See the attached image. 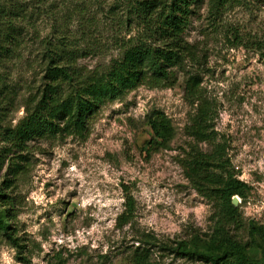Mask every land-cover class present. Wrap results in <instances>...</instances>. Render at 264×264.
<instances>
[{
  "label": "rangeland",
  "instance_id": "obj_1",
  "mask_svg": "<svg viewBox=\"0 0 264 264\" xmlns=\"http://www.w3.org/2000/svg\"><path fill=\"white\" fill-rule=\"evenodd\" d=\"M45 1L53 5L59 29L67 33L65 25L70 26L78 64L87 70H107L135 36L117 26L115 15L107 16L115 0ZM211 1L195 7L185 39L197 61L184 65L174 87L142 86L106 105L84 139L47 136L9 152L0 192L13 197L10 233L16 240L2 233L0 264H132L142 233L197 250L213 233L215 207L193 189L183 168L190 147L197 145L185 132L196 112L184 92L191 75L202 79L217 141L234 174L250 187L245 200L238 197L243 222L232 233L248 243L250 221L264 226V0H232L217 12ZM73 12L72 21H59ZM50 25L43 24V37L50 35ZM37 54L35 47L32 56ZM7 70L8 83L19 91L7 116V125L15 127L24 116V101L39 86L33 74L40 69L17 64ZM157 114L170 119L174 130L163 147L153 142L149 125ZM5 148L0 139V154ZM15 164L21 168L13 174ZM7 180H13L9 190ZM128 200L134 212L123 224ZM254 241L242 264H264V245L259 237ZM153 263L208 264L157 252Z\"/></svg>",
  "mask_w": 264,
  "mask_h": 264
},
{
  "label": "trees",
  "instance_id": "obj_2",
  "mask_svg": "<svg viewBox=\"0 0 264 264\" xmlns=\"http://www.w3.org/2000/svg\"><path fill=\"white\" fill-rule=\"evenodd\" d=\"M204 1L115 0L107 16L114 20L115 15L118 27L136 33L122 45V57L112 61L107 70L97 72L79 66L80 56L68 38L73 31H68L70 26L65 24L67 33L59 29L53 5L47 6L45 0H0V67L4 69L0 73V139L7 143L6 152L0 154V172L9 152L23 151L30 142L47 136L86 138L91 122L106 105L142 86L174 87L184 65L197 61L185 34L195 7ZM211 2L217 12L232 0ZM73 14L59 21H72ZM45 21L51 24L48 37L42 33ZM35 47L38 54L33 57ZM17 64L27 71H34V65L38 64L40 72L34 71L39 86L35 92L30 91V97L23 103L24 116L13 127L7 125V116L18 101L19 91L8 83L7 69ZM201 85L198 75H191L185 83V99L196 105L185 132L197 145L190 147L183 168L193 189L214 203L213 233L194 251L183 242L171 243L154 234H139L132 264H154V252L176 258L197 257L208 264H242L244 256L253 250L256 237L264 245V226L255 221L249 224L250 242L243 243L232 233L243 222L233 198L245 200L250 187L236 177L226 148L217 141L214 112L202 94ZM149 125L156 145L163 147L172 140L174 130L165 115L157 114ZM199 144L212 148L205 151ZM14 166L16 174L21 166ZM12 183L13 180H7L6 189H11ZM0 207V236L3 233L15 242L10 233L15 210L13 197L0 192ZM133 212V201L128 200L121 216L125 219L123 224L129 222Z\"/></svg>",
  "mask_w": 264,
  "mask_h": 264
},
{
  "label": "water",
  "instance_id": "obj_3",
  "mask_svg": "<svg viewBox=\"0 0 264 264\" xmlns=\"http://www.w3.org/2000/svg\"><path fill=\"white\" fill-rule=\"evenodd\" d=\"M233 205H234L235 207H239L240 202H239V199H238L237 197H234V198H233Z\"/></svg>",
  "mask_w": 264,
  "mask_h": 264
},
{
  "label": "built area",
  "instance_id": "obj_4",
  "mask_svg": "<svg viewBox=\"0 0 264 264\" xmlns=\"http://www.w3.org/2000/svg\"><path fill=\"white\" fill-rule=\"evenodd\" d=\"M235 197H237L238 198V196H235ZM239 199V198H238ZM239 202H240V204H242V200L240 199L239 200ZM248 205H251V203L250 202H248Z\"/></svg>",
  "mask_w": 264,
  "mask_h": 264
}]
</instances>
